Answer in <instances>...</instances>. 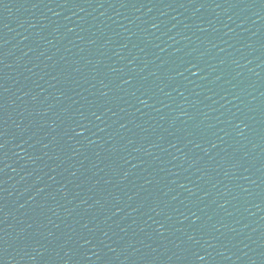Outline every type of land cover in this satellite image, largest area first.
<instances>
[{"label": "water", "instance_id": "water-1", "mask_svg": "<svg viewBox=\"0 0 264 264\" xmlns=\"http://www.w3.org/2000/svg\"><path fill=\"white\" fill-rule=\"evenodd\" d=\"M264 119V0H246Z\"/></svg>", "mask_w": 264, "mask_h": 264}]
</instances>
